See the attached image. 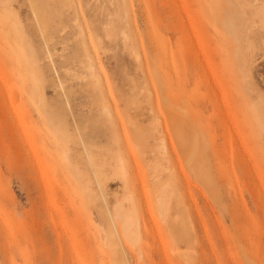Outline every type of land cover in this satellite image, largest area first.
Listing matches in <instances>:
<instances>
[{
    "label": "rangeland",
    "instance_id": "374dc122",
    "mask_svg": "<svg viewBox=\"0 0 264 264\" xmlns=\"http://www.w3.org/2000/svg\"><path fill=\"white\" fill-rule=\"evenodd\" d=\"M226 1L0 0V264H264V0Z\"/></svg>",
    "mask_w": 264,
    "mask_h": 264
},
{
    "label": "bare ground",
    "instance_id": "6f19581e",
    "mask_svg": "<svg viewBox=\"0 0 264 264\" xmlns=\"http://www.w3.org/2000/svg\"><path fill=\"white\" fill-rule=\"evenodd\" d=\"M228 1L229 2L226 1L228 4L234 2V0H228ZM235 4H237V3L235 2ZM225 6H226V3H225ZM223 11L225 12V17H224L225 21L224 22H225L226 26L225 25L224 26L226 28L228 27L232 32L234 30L235 31L237 30L236 26L237 27L240 26V28H241V18H242L241 16L242 15L237 10H235L232 6H230V7H223ZM223 11L221 10V13ZM229 17H232L234 19L233 21L235 22L236 26H235V24H233V22L231 23V20ZM240 28H238V29H240ZM126 198L131 199V196L128 195ZM159 201H160V198H159ZM115 217L119 221L123 235L127 238L128 241L130 240V241L135 243L136 235H137L135 232L136 231V220H137L136 216H135V211L134 210H130V211L125 210L119 204L116 208Z\"/></svg>",
    "mask_w": 264,
    "mask_h": 264
}]
</instances>
